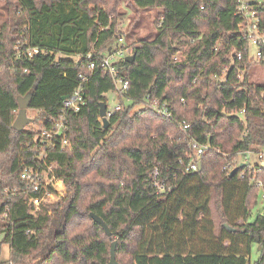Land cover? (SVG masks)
<instances>
[{"label": "trees", "instance_id": "trees-1", "mask_svg": "<svg viewBox=\"0 0 264 264\" xmlns=\"http://www.w3.org/2000/svg\"><path fill=\"white\" fill-rule=\"evenodd\" d=\"M124 1L136 13L157 9L158 17L156 36L138 41L131 62H115L128 82L121 95L100 59L121 35V0H0V254L3 244L9 249L0 264H109L113 241L119 264H249L253 244V264H264V208L249 220L258 189L250 170L229 176L237 152L264 146V81L250 77L264 59L247 60L246 19L237 12L246 4L264 34V0ZM27 48L38 52L27 56ZM177 51L181 62L172 59ZM225 69L222 82L212 78ZM79 73L85 104L66 111L68 148L40 146L32 128H12L17 97L28 93L35 123L49 126ZM109 91L120 108L104 127L99 104ZM153 98L165 101L172 117L135 110ZM191 138L208 149L200 169L188 172ZM37 164L51 167L67 192L32 213L20 173ZM257 178L264 184V172Z\"/></svg>", "mask_w": 264, "mask_h": 264}, {"label": "built area", "instance_id": "built-area-1", "mask_svg": "<svg viewBox=\"0 0 264 264\" xmlns=\"http://www.w3.org/2000/svg\"><path fill=\"white\" fill-rule=\"evenodd\" d=\"M237 12L245 17L246 19V29L243 34V38L246 40L247 53L246 58L250 60L264 59V34L258 31V24L255 18V13L248 9V6L244 3L237 6ZM115 45L110 43L108 48L100 56L102 62V68L106 70L112 77L115 91L118 94L123 95L125 90L128 88L127 80L119 74L118 68L115 66V62L120 59H125L126 56L132 54L133 45H127L124 43L123 37L117 35L115 38ZM26 55L32 56L38 52L36 48H27ZM238 60L242 59L243 56L240 52L236 54ZM89 68H93L94 60L91 54L86 56ZM172 59L181 62L184 59V54L182 51H177L172 55ZM227 69H225L220 76L213 75V79L222 82L225 77ZM241 72H239V75ZM80 78L79 85L73 91V93L66 97L62 101V114L55 119H52L49 126L43 125L37 130L36 139L40 141V146H46L47 148L59 147L61 150L68 148L70 146V140L68 138V122L66 118V111L77 112L84 104L85 100L82 94L83 83L86 77L79 73ZM124 102L129 103L127 98ZM147 103H142L138 105L139 107H149L157 115L170 118L172 117V112L165 101L159 98H153ZM120 108V103L117 102L112 108L106 107L105 117L108 118ZM137 110V108L135 107ZM241 113L243 110L240 111ZM100 123L102 124L101 117H99ZM180 126L182 129L187 130L189 124L181 121ZM208 149L207 144H201L195 139L191 138L187 142V149L184 155L187 159L185 170L188 172H193L198 170V162L200 156ZM234 166H231V170L236 169L239 171V178H244L248 170H250V180L258 189V195L260 200L264 202V184L262 180L257 178L258 172H264V146H258L255 149H246L239 151L235 154ZM240 164H244L239 167ZM229 165H224L222 170H227ZM153 176H157V171L155 170ZM20 178L24 180L25 186L23 190V203L29 208L30 212H43L49 209L50 204L60 198L59 191L63 189V183L60 179L55 178L51 171V167L45 168L41 164H37L33 167H25L21 173ZM154 186L157 188L159 193L164 192L162 185L158 181L154 182ZM169 191V188L167 189Z\"/></svg>", "mask_w": 264, "mask_h": 264}, {"label": "rangeland", "instance_id": "rangeland-1", "mask_svg": "<svg viewBox=\"0 0 264 264\" xmlns=\"http://www.w3.org/2000/svg\"><path fill=\"white\" fill-rule=\"evenodd\" d=\"M5 10L0 6V22L5 19ZM158 17V10H139L136 13L135 9L132 8L130 4H127L124 0H121L119 6V15L117 17L118 22V30L119 34L123 37L124 43L127 45L135 46L138 41L141 40H151L156 36L157 29L155 27V19ZM115 40V39H114ZM112 41L113 45H115V41ZM60 56V55H59ZM63 57V56H62ZM250 77L251 79L263 80L264 81V67L256 66L252 70H250ZM106 99V107L112 108L118 102L117 93L113 91H109L104 94ZM138 109V106H135ZM140 108V107H139ZM136 110V109H135ZM18 113V111L16 112ZM25 115L28 119H31L30 122L23 127V129L32 128L37 132L40 126L39 124L35 123V117L38 115V112L34 110L27 109L25 111ZM63 185V184H62ZM66 189L64 188L59 191L60 197L65 196ZM257 206L251 211L249 216V220L252 221L254 218L261 214L264 208V202L262 200H258ZM215 220L218 222L220 217L214 216ZM1 238V235H0ZM9 256V249L7 244H3L1 246V254L0 258L2 261L8 259ZM259 253L257 250V245L253 244L251 253L249 256V264H253L258 259Z\"/></svg>", "mask_w": 264, "mask_h": 264}, {"label": "water", "instance_id": "water-1", "mask_svg": "<svg viewBox=\"0 0 264 264\" xmlns=\"http://www.w3.org/2000/svg\"><path fill=\"white\" fill-rule=\"evenodd\" d=\"M134 59V54L128 55L125 57V60L127 62H131ZM31 93L26 94L25 96L17 97V103H18V113L12 123V128L14 130H22L25 125H27L31 119H28L25 115V111L27 110L28 101L30 99ZM106 114V104L104 102H101L99 104V117H101L102 124L104 127L108 125V120L105 117ZM244 164H240L239 167H242ZM200 169V162H198V170ZM237 171L236 169H233L230 171L229 176H233ZM89 217L96 223H98L104 232L109 235L110 231L107 227V225L104 223V221L96 214L89 213ZM259 249V247H258ZM115 241L111 242L110 250H109V264H119L115 258Z\"/></svg>", "mask_w": 264, "mask_h": 264}]
</instances>
